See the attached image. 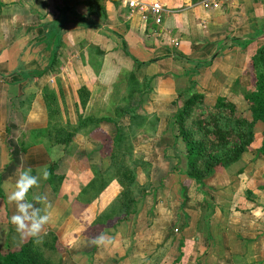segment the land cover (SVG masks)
<instances>
[{"label": "crops", "instance_id": "1", "mask_svg": "<svg viewBox=\"0 0 264 264\" xmlns=\"http://www.w3.org/2000/svg\"><path fill=\"white\" fill-rule=\"evenodd\" d=\"M84 1L64 0L67 8L60 11V0H0V101L5 100L7 104L20 97L31 100V111L27 113L28 117L31 116V142L22 147L21 152L16 150L11 154H19L20 158H27L34 164L54 160L58 167L69 158L64 147L70 144L86 151L85 154L78 153L75 162L87 163L93 155L91 160L97 170L102 171L99 162L104 161L93 133L99 128L102 134L110 137L112 125L100 121L98 127L90 131L78 127L66 144L52 141L43 88L52 90L55 97L63 99L64 120L74 126L79 116L109 115L104 109L109 105L111 83L120 67L131 69L136 82L142 84L143 89L131 107L139 122L144 117L154 118L153 137L156 138L166 133L169 115L182 102L177 99L183 100L190 92H201L207 99L221 96L241 110L243 106L246 108L243 96L251 89L248 60L257 46L264 44V0H217L215 8L202 7L200 0H142L145 3L157 1L161 5L159 24L149 13L146 20H142L141 12L128 8L125 0H99V8L90 14ZM49 27L56 31L55 40L53 37L48 39ZM118 36L123 39L130 56L146 63L136 66L123 53ZM247 38L253 39L246 46L234 41ZM94 48L101 54L95 57L98 61L93 66L89 64L88 52ZM52 49H56L55 62L46 72L32 78L35 71L47 67ZM31 79L34 80L32 83ZM81 86L88 91L83 107L79 104L77 92ZM68 101L72 108H68ZM36 105L38 109H34ZM1 110L0 125L4 127L5 119L1 116L5 110ZM124 116L130 123L128 114ZM253 132L254 141L239 160L212 171L202 180L205 183L202 187L194 182L188 186L185 200L178 205L186 220L179 233L184 242L183 256L177 264H211L210 257L221 258L215 264H264V160H261L264 153L257 150L264 140V123L257 120ZM164 139H168L172 147L174 139L170 133ZM1 146L5 149L3 143ZM87 150H91L90 155ZM5 153L9 155L7 150ZM72 158L74 156L69 163ZM31 169L35 175L37 166L31 164ZM196 189L203 193L199 208L193 201L197 196ZM206 205H213L208 237L196 232L197 227H203L199 222L200 210ZM154 206L157 213L152 222L145 217L144 224L132 221L130 216L136 210L116 223L92 222V228L110 229L102 230L110 242L96 246L90 242L93 236L77 234L67 252H62L55 262L111 264L115 256L126 254L122 264H150L154 256L159 257L160 264H170L176 255L177 241L171 237L165 241L171 224L165 225L168 217H162L158 205ZM54 209L53 206L49 212ZM79 222L78 219L75 221L81 226ZM72 223L68 220L66 228ZM121 227L135 232L132 244L131 233L127 230L126 237L131 242L127 249L121 244L124 236ZM190 231L197 234L192 242L186 239L190 237ZM186 232L189 236L184 234ZM123 240L127 243L126 239ZM158 244L161 247H157ZM192 244L194 249L191 252ZM128 250L131 252L127 253ZM146 254L152 256L141 259Z\"/></svg>", "mask_w": 264, "mask_h": 264}, {"label": "rangeland", "instance_id": "2", "mask_svg": "<svg viewBox=\"0 0 264 264\" xmlns=\"http://www.w3.org/2000/svg\"><path fill=\"white\" fill-rule=\"evenodd\" d=\"M79 50L82 51V48ZM92 58L94 59L93 56ZM32 78L36 77L33 75ZM33 81L34 80L31 79V83ZM141 89H143V86L136 82L131 69L120 67L117 76L111 83L108 96L109 105L105 106L104 111H109V116L114 119L117 118V123L124 126V134L123 138L120 139L113 150V157L110 159V163L106 155L102 157L103 159L101 158L104 161L99 162L100 168H103L102 173L97 170L95 163L91 160L93 156L90 155L91 150H87L89 151L88 155L91 157L88 158L87 163L75 162L76 155L78 153L85 154L86 151L84 148L69 144L68 147H64L65 151L67 150L69 158L67 161L58 164V167L54 170L55 177L50 178V182L41 179L39 187H33L29 191L27 197L29 202L36 204L38 207H42V205L38 204L34 199L35 196L41 195L47 197V201L51 205L50 209L53 206L55 207L54 211L50 213V216L51 214L52 216L49 224L46 226V232L41 234L42 239L47 237L46 235L50 231L56 236L55 245L59 247L60 250L54 252L47 250L45 252V254L51 255L52 261H55L57 257L60 259L62 252H67V248L70 246L75 235L82 233V235L87 234L94 238V236H97L102 230H110L103 227L92 228L91 223L94 220L97 219L99 222L102 221L101 223L116 220L118 216L124 214L126 209H130L131 207L136 210V213L130 216L132 221L142 222L143 217H145L148 222H152L153 216L157 213V210L154 209V205H158V211L162 214V217H168L165 225L171 224L169 230L167 229L168 234L165 236V241H167L169 237H171L172 240L181 238L179 233L185 227L186 219L180 208L181 206L178 207V205L185 200V195L189 190L188 186H190L191 182L187 187H184L185 190L181 192V187L183 186L181 180L185 176L180 172L184 167V159L182 158L179 145L177 147L173 145L170 147L168 139H164L167 136L169 137L170 130L168 124L166 125V133L163 137L159 135L156 138L153 137L154 118L144 117L142 122H139L137 120L138 118H136L129 123L126 116L123 117L117 114L119 111H122V109L129 108L133 105V102L138 99ZM49 100L50 107L47 108L46 106L50 118V125L48 128L51 129L49 136H51L52 141H54V138L57 139L55 136L56 128L61 127L63 130L61 136H59V138H62L64 132L68 131V127L64 121L65 115H63V112L65 111V105L63 99H59L54 95L52 99ZM177 100H180L179 102L182 101V99L179 98ZM43 102L45 104L44 99ZM207 103H210V101H207ZM70 105L68 101V108ZM234 106L239 116L245 117L248 120L250 119L247 105L246 108L243 106L242 110L238 106ZM0 108L3 111L5 110L1 116V119H5L4 127L0 125V247L4 245L12 247L18 246L28 239L21 241L19 234L10 223V217L16 212V206L14 203L10 204L8 202L7 195L12 190L11 186L15 184L21 171L31 168V164L32 166H37V169L48 166L50 161L46 159L40 163L36 161L34 164L28 161L27 158H20L19 154H11L16 150L21 152V148H25V145L31 142V116H27V113L31 111V100L27 97H20V99H12L7 104L5 100L0 101ZM60 108L61 110H59ZM34 109H38V105H36ZM59 111H61V114ZM10 124L15 125L16 128H10L8 126ZM89 126L91 127V125ZM89 126L85 128L88 129ZM99 130L98 128L96 132H99ZM95 133L94 136H96ZM1 143L5 145V149L1 146ZM6 150L9 153L8 156H6ZM71 156H74V158H72L69 163ZM172 157L174 159H172ZM261 160H264V156ZM261 169L263 170V167ZM124 171L134 172V184L129 183L128 175L123 177L122 173ZM181 174L183 176H181ZM204 184L203 182L201 187ZM48 187H50L49 189H51V191H48ZM198 187L200 188V186ZM143 192L144 196L140 197V194ZM196 192L197 196L193 198V201L199 208V204L202 203L199 201V198L203 193L199 189H196ZM190 194H193L191 190ZM128 197L133 198V204H128V202H126ZM146 206L151 208L145 210ZM202 209L203 208H201V210ZM92 211L95 212L92 213ZM77 219L81 222V226L75 223ZM68 220L73 221V223L70 227L66 228ZM57 221H59V223H57ZM96 224H98V222H96ZM199 225L200 224H197V226ZM53 227H55L54 230L52 229ZM127 230L131 233L130 238L132 244V236L135 235L132 229L120 228L122 235H124L122 236L121 244L125 246L126 249L131 243L126 237ZM204 231V227L196 228V232L201 233L203 236H205ZM196 232L190 231L191 235L186 239L192 242L193 236L197 235ZM184 234L189 236L187 232ZM123 238L127 240V243H125ZM200 243H202V241ZM190 246L193 247V244ZM157 247H161L160 244H158ZM170 247L173 248V245L170 244ZM193 249L194 247L191 248V252ZM131 250H128L127 253H130ZM64 256L65 254L63 257ZM88 256L90 255L87 254V257ZM124 256H115V260L110 261L111 264H122ZM151 256L150 254H146L143 255L141 259L150 258ZM163 257H160V260L163 259ZM87 259L89 260V258ZM218 260L221 261V258L216 259V257H213L212 259L210 257L209 262L215 264ZM79 262L81 263V261ZM160 263L161 261L159 262V257L157 256L150 259V264ZM193 264L197 263L195 262Z\"/></svg>", "mask_w": 264, "mask_h": 264}, {"label": "trees", "instance_id": "3", "mask_svg": "<svg viewBox=\"0 0 264 264\" xmlns=\"http://www.w3.org/2000/svg\"><path fill=\"white\" fill-rule=\"evenodd\" d=\"M60 0L62 7L60 11L67 8L66 4ZM99 0H85V4L88 7V14L95 13L99 8L97 2ZM83 19L82 17H80ZM85 22V21H83ZM91 23L89 22V25ZM55 30L49 27L48 36L55 40ZM53 35V36H52ZM47 37V36H46ZM121 39V46L123 53L130 57V59L136 63V66L146 62H138L126 50L125 43ZM253 38L247 39H234L241 46H246ZM92 51V50H91ZM88 52L89 64L97 63L96 56L101 54V51L93 49ZM91 52V53H90ZM56 49L51 50L49 63L47 67L42 70L35 71L33 75L35 77L40 76L46 69L50 68L55 61ZM94 57V59L92 58ZM93 62V63H92ZM97 68V65L95 69ZM247 71L251 78V89L243 96L244 101L248 105L250 119L239 116L235 111V106L232 102L226 100L224 97L216 96L213 99H207L201 92L193 91L182 100L180 105L169 115L168 128L170 135L174 139L173 146L179 145L184 159V167L180 172L185 176L182 181L181 192L185 190L190 182H194L197 186L202 185V180L217 168H224L240 159L241 155L248 150L254 141L253 126L257 120L264 123V44L257 46L254 54L249 58L247 64ZM79 104L84 106L88 91L84 86L77 89ZM54 92L48 88H43V98L45 100V106L50 107L49 99H52ZM210 101V103H207ZM52 110V108H51ZM119 116L128 114L130 122L137 118L134 109L129 108L122 109L117 113ZM117 118H113L109 115L94 117V116H79L77 124L74 126L69 125L66 120L65 124L68 127V131L64 132V136H61L63 130L61 127H57L54 138L55 142L66 144L69 138L78 127H87V131H90L98 127V122L106 121L113 127V134L109 137L99 132H94L96 140L99 143L98 151L101 157H107L108 162L113 157V150L116 144L123 138V127L120 123H117ZM51 129L49 130L50 134ZM66 147V146H65ZM258 151L264 153V140L261 141L257 148ZM110 163V162H109ZM108 163V164H109ZM56 161H50L47 168L50 173L49 178L55 177L54 170L56 169ZM102 173V171H100ZM124 171L123 177L128 175L129 183L134 184L135 174L132 171ZM103 180V179H102ZM50 182V181H49ZM144 196V192L140 194V197ZM126 202L134 203L133 198L128 197ZM127 204V205H128ZM149 207V206H146ZM151 208V207H149ZM148 208V209H149ZM213 210V205H206L200 213L199 222L205 228V236L208 237V222L209 216ZM135 209L131 207L126 209L124 214L118 216L115 223L126 219L130 213H133ZM99 220H94L92 224H96ZM202 227V228H203ZM102 233V232H101ZM99 233V234H101ZM91 235V234H90ZM47 237L42 239L41 243H35L32 239H28L18 246L4 245L0 247V264H58V262L52 261L51 255L45 254L48 251H58L59 247H56V236L51 231L47 233ZM175 251L176 255L171 259L170 264H177L180 262L183 256V239L182 237L176 240Z\"/></svg>", "mask_w": 264, "mask_h": 264}, {"label": "clouds", "instance_id": "4", "mask_svg": "<svg viewBox=\"0 0 264 264\" xmlns=\"http://www.w3.org/2000/svg\"><path fill=\"white\" fill-rule=\"evenodd\" d=\"M49 176L47 166L37 169L35 175L31 168L25 169L20 172L15 184L11 186L12 190L7 195L8 202L16 206L15 214L10 217V223L19 234L21 241L32 239L35 243L42 242L41 234L46 232V226L51 220L49 212L51 205L46 196L34 197L42 207L29 202L27 197L33 187H39L41 179L47 180ZM90 242L96 246H103L110 242V238L101 233Z\"/></svg>", "mask_w": 264, "mask_h": 264}, {"label": "built area", "instance_id": "5", "mask_svg": "<svg viewBox=\"0 0 264 264\" xmlns=\"http://www.w3.org/2000/svg\"><path fill=\"white\" fill-rule=\"evenodd\" d=\"M128 8L132 10L140 11V17L142 20H146V14L149 13L153 17V21L156 24L161 23L162 7L157 1L145 3L142 0H125ZM200 5L204 8H215L218 6L217 0H200Z\"/></svg>", "mask_w": 264, "mask_h": 264}]
</instances>
